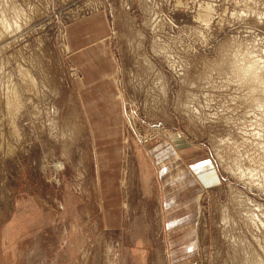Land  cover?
<instances>
[{
    "label": "rangeland",
    "instance_id": "rangeland-1",
    "mask_svg": "<svg viewBox=\"0 0 264 264\" xmlns=\"http://www.w3.org/2000/svg\"><path fill=\"white\" fill-rule=\"evenodd\" d=\"M0 264H264V0H0Z\"/></svg>",
    "mask_w": 264,
    "mask_h": 264
},
{
    "label": "crops",
    "instance_id": "crops-1",
    "mask_svg": "<svg viewBox=\"0 0 264 264\" xmlns=\"http://www.w3.org/2000/svg\"><path fill=\"white\" fill-rule=\"evenodd\" d=\"M87 26L88 25H82V27L78 29L77 33H76L77 30L72 32V34H71V31H69L67 33L69 43L71 44L72 47L76 46V44H75L76 36H78L79 38L84 37L86 39L91 38V37L94 38V37H99L102 34V31L106 30L105 27L98 26L96 23L88 26L89 30H88ZM100 40H101V41H99L100 44H98L97 47L94 48L96 55H97L95 63H99L100 67H101V64L103 63L101 61L102 55L98 53V51H100V47H101L106 52L105 57H108L107 55H109V56L111 55L112 58L109 60H106L102 64V68L99 69L100 74H101V76L111 77L108 75L113 74V73H114V75H116L115 73L118 72V69H117L118 66H117V63L115 61V58L112 55L110 39L109 38H101ZM73 56L75 58L77 65L81 69V71L86 73V71H85L86 67L85 66H86V63H89V59H90L88 56V51L81 50V51L75 53ZM114 83H115V81H114Z\"/></svg>",
    "mask_w": 264,
    "mask_h": 264
}]
</instances>
